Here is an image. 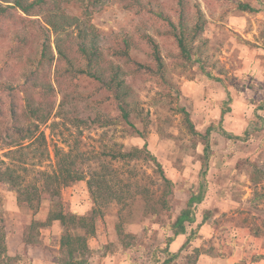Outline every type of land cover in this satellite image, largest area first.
I'll list each match as a JSON object with an SVG mask.
<instances>
[{"label": "rangeland", "instance_id": "1", "mask_svg": "<svg viewBox=\"0 0 264 264\" xmlns=\"http://www.w3.org/2000/svg\"><path fill=\"white\" fill-rule=\"evenodd\" d=\"M186 1L188 26L195 23L197 11L205 21L199 37L186 40L190 60L164 22L134 15L115 0L93 10L104 58L128 73V87L121 93L127 94L132 128L122 122L114 93L96 80L79 75L72 87L54 85L55 37L45 30L39 37L37 17L15 10L0 22V57L12 50L22 55L9 61L14 67L0 70V161L5 163L0 166L15 168L23 185L40 187L43 173L54 171L59 157L69 154L84 177L60 190L58 207L56 199L41 194L35 209L18 205L16 192L0 184L7 253L0 264H59L61 223L53 221L31 237L29 225L44 222L53 210L89 214L93 204L86 181L94 176L105 177L118 198L98 199L95 233L86 236L89 264L161 263L170 226L189 209V198L200 194L202 200L190 207L186 233L170 244V252L177 253L172 264H229L237 251L234 264H253L254 251L264 255V0ZM157 3L171 16L177 10L174 0ZM239 3L257 12L242 11ZM125 37L130 44L127 63L110 56L113 49L124 48ZM40 41L51 46L55 57L43 69L42 83L52 87H21L35 70ZM31 108L39 112L33 114ZM107 119L113 124L105 126ZM219 124L230 135L248 136L223 137ZM16 127L23 128L26 139L14 134ZM208 128L210 150L201 193L200 135ZM28 130L35 131L33 137L26 136ZM144 142L161 170L149 160L117 157L142 149ZM191 230L195 239L181 249ZM72 233L84 235L82 230Z\"/></svg>", "mask_w": 264, "mask_h": 264}, {"label": "trees", "instance_id": "2", "mask_svg": "<svg viewBox=\"0 0 264 264\" xmlns=\"http://www.w3.org/2000/svg\"><path fill=\"white\" fill-rule=\"evenodd\" d=\"M110 0H0V22L13 17L15 10L25 15L27 18L37 17L39 21L38 35L42 37L41 30L51 32L54 39V48L56 52L55 70L53 83L56 87H72L73 80L76 76L85 75L96 80L108 91L113 92L120 111L122 122L129 127H133L129 121L126 111V96L123 89L126 86L127 74L121 70V67L114 65L112 60L104 58V54L98 46L99 40L95 34L96 27L92 23L93 10L104 5ZM123 9L134 15L147 14L164 22L169 27L171 34L181 51L183 56L190 60L191 53L186 47V40L194 41L203 32L204 17L197 11L198 17L194 18L193 26H188L189 15L186 12L188 2L186 0H174L177 10L171 13H165L163 5L155 7L158 0H115ZM5 3V5H3ZM155 3V4H154ZM238 8L242 11L257 12V9L246 3H239ZM19 18V17H18ZM174 18V21H173ZM32 22V21H27ZM124 48H115L110 56L124 61H129V38L122 39ZM22 55H13V50L5 58H1L3 68H11L15 65H9V61L19 60ZM51 46L45 41H40L39 57L36 59L35 70L25 76V80L21 87H52L50 83L44 85V72L46 64L51 65L54 60ZM159 57L157 56L156 59ZM27 60V59H25ZM103 66L106 68L104 69ZM3 67V68H2ZM108 77L106 74H108ZM36 114L38 109H30ZM185 115V122L191 132L195 133L193 125L189 119L188 113L181 109ZM36 116V115H35ZM105 126L113 124L112 120L106 121ZM17 128V127H16ZM211 129L208 128L204 135H200L203 140L204 161L199 172L200 192H203L206 174L207 162L209 157V135ZM217 131L223 137L233 140H244L248 135L245 132L244 137L228 134L219 124ZM23 128H17L14 134H18L22 139H26ZM137 132V131H135ZM35 131L28 130V135L33 137ZM140 134V133H139ZM196 134V133H195ZM10 136V135H8ZM141 138H143L141 136ZM11 144V143H9ZM117 157L124 159H144L153 162L159 170L160 164L157 159L147 149L144 142L142 149L133 148L125 153H117ZM5 165L3 161H0ZM75 162L70 158L69 154L60 156L56 169L51 173H43L41 185L33 187L23 185V179L15 168L10 166H0V184H7L16 192V201L20 206H26L35 209L40 203L41 194H46L50 199H56L54 205L58 207L60 203V190L70 186L71 184L84 180L83 175L73 168ZM161 172V171H160ZM105 177H91L86 181L89 193V199L93 204V208L89 214L78 215L75 213H64L61 210H53L49 213L44 222L32 220L29 225V236L40 228L49 226L53 221H59L63 227V232L59 240V264H89L90 250L87 245L86 236H92L95 233V220L100 215L101 200H112L118 198L117 191L104 179ZM165 180V179H164ZM169 182V181H167ZM202 200V195H192L187 206L189 209L183 210L170 226L172 235L166 239L165 248L162 253L166 258L159 264H172L177 257V253L169 250L170 244L178 235L186 233L185 223H190V215L192 213L190 207L196 205ZM3 217L1 214L0 201V221ZM82 230L84 235H75L72 232ZM254 232V231H253ZM256 235V233H253ZM196 231L191 230L187 235L181 249L186 248L190 242L195 239ZM7 258L5 233L0 226V260Z\"/></svg>", "mask_w": 264, "mask_h": 264}, {"label": "crops", "instance_id": "3", "mask_svg": "<svg viewBox=\"0 0 264 264\" xmlns=\"http://www.w3.org/2000/svg\"><path fill=\"white\" fill-rule=\"evenodd\" d=\"M253 254H254V259H253L254 261L252 262L253 264H262V263L264 264V255H262V253H259L258 251H254ZM239 256L240 255H238V251L231 253V255L229 256V264H234L235 262H237V258H239Z\"/></svg>", "mask_w": 264, "mask_h": 264}]
</instances>
